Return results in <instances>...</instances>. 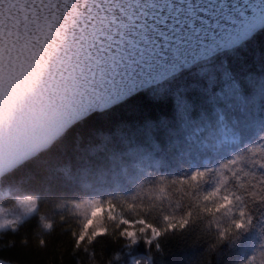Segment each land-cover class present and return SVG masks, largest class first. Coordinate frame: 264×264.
I'll use <instances>...</instances> for the list:
<instances>
[{
	"label": "snow or ice",
	"instance_id": "1",
	"mask_svg": "<svg viewBox=\"0 0 264 264\" xmlns=\"http://www.w3.org/2000/svg\"><path fill=\"white\" fill-rule=\"evenodd\" d=\"M67 2L31 0L22 26L0 17V175L47 151L73 127L111 115L117 124L113 157L137 169L148 164L149 172L152 163L199 160L205 150L238 145L244 130H259L255 141L215 168L193 167L187 176L156 181L194 188L210 173L218 186L245 177L247 195L264 200V41L254 63L227 59L264 32V0L209 6L107 0L102 15L75 8L69 14ZM7 7L0 0V9ZM18 203L31 212L36 199L25 193ZM239 212L230 226H217V243L251 223L246 208ZM171 219L176 228L188 221ZM257 254L264 256V249L244 264H257Z\"/></svg>",
	"mask_w": 264,
	"mask_h": 264
},
{
	"label": "trees",
	"instance_id": "2",
	"mask_svg": "<svg viewBox=\"0 0 264 264\" xmlns=\"http://www.w3.org/2000/svg\"><path fill=\"white\" fill-rule=\"evenodd\" d=\"M261 41L264 32L227 59L238 63L243 56L254 63L262 51ZM115 121L116 117L105 115L79 124L47 151L0 177L1 203L7 202L5 193L12 197L31 193L36 199L34 213L14 228L0 230V258L18 264H126L132 256L149 259L151 264H244L264 249V221L260 220L264 200L247 195V187H241L245 177L218 186L210 173L194 188L159 187L156 181L160 175L187 176L193 167L215 168L255 141L259 130H244L238 145L205 150L199 160L152 163L149 172L148 164L137 169L113 157ZM259 195L264 197V192ZM84 197L98 198L104 207L106 214L97 226L85 227L75 203H69ZM108 200L111 203H104ZM240 208H246L253 220L246 229L228 232L217 243L221 230L217 226H230L241 216ZM177 216L188 217L185 226L175 227L171 218ZM257 264H264V256L257 254Z\"/></svg>",
	"mask_w": 264,
	"mask_h": 264
},
{
	"label": "rangeland",
	"instance_id": "3",
	"mask_svg": "<svg viewBox=\"0 0 264 264\" xmlns=\"http://www.w3.org/2000/svg\"><path fill=\"white\" fill-rule=\"evenodd\" d=\"M3 198L6 203L0 202V230L4 228H14L17 223L22 219L28 217L36 211V206L31 212H26L24 207H22L18 200L22 199L23 196H10L8 193L3 194ZM76 212L80 215L85 227L97 226L104 215V207L102 204L91 205V204H77L73 205ZM106 210V209H105ZM99 230V229H98ZM135 233V232H134ZM126 264H151L149 259H138L134 256L130 257Z\"/></svg>",
	"mask_w": 264,
	"mask_h": 264
},
{
	"label": "water",
	"instance_id": "4",
	"mask_svg": "<svg viewBox=\"0 0 264 264\" xmlns=\"http://www.w3.org/2000/svg\"><path fill=\"white\" fill-rule=\"evenodd\" d=\"M4 2L8 7L6 9H0V17L7 16L10 21L19 22L21 26L30 18L31 12L29 9L31 0H4ZM176 2L181 3L182 0H176ZM198 3L202 6H209L215 4L216 0H198ZM108 7L107 0H68L67 2L69 14L75 8L76 11L83 12L85 15H89L90 13L93 15H102ZM2 176L0 175V177ZM0 264L18 263L0 258Z\"/></svg>",
	"mask_w": 264,
	"mask_h": 264
}]
</instances>
